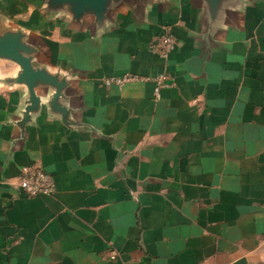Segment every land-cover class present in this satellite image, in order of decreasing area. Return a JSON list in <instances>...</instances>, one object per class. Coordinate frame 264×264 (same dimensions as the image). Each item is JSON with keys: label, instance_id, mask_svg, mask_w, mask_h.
<instances>
[{"label": "crops", "instance_id": "0c3cea01", "mask_svg": "<svg viewBox=\"0 0 264 264\" xmlns=\"http://www.w3.org/2000/svg\"><path fill=\"white\" fill-rule=\"evenodd\" d=\"M72 6L0 0V34L67 79L63 110L38 81L24 120L21 69L0 57V264H264V0ZM164 30L178 43L161 57ZM37 163L50 195L12 185Z\"/></svg>", "mask_w": 264, "mask_h": 264}, {"label": "water", "instance_id": "95a60500", "mask_svg": "<svg viewBox=\"0 0 264 264\" xmlns=\"http://www.w3.org/2000/svg\"><path fill=\"white\" fill-rule=\"evenodd\" d=\"M65 1V0H55ZM71 1L73 6L70 8L75 17H80L86 10H93L100 14L105 7L106 0H66ZM30 3V2H27ZM7 11V7H3L2 12ZM0 57L9 59L17 63L21 69L18 77L19 82H24L27 85L29 98L27 99L23 109V119L28 120L35 112L40 97L35 92V86L38 81L50 85V90L47 92L46 104L50 109H61L64 107L61 101L64 97V87L67 84V79L64 76L49 75L44 70L35 69L31 63V56L28 48L21 43L18 34L5 33L0 34ZM41 166L40 164H36ZM120 165V161L118 162ZM23 166L20 168L22 169ZM17 186L16 184H12Z\"/></svg>", "mask_w": 264, "mask_h": 264}, {"label": "built area", "instance_id": "2783aa9c", "mask_svg": "<svg viewBox=\"0 0 264 264\" xmlns=\"http://www.w3.org/2000/svg\"><path fill=\"white\" fill-rule=\"evenodd\" d=\"M176 37L167 30L161 31L153 36L148 42V48L155 54L161 57H166L172 52L177 45ZM130 76L122 77H106L105 84L115 83L121 86ZM165 75L159 74L156 79L154 87V94H158V90L165 84ZM16 185L26 193L28 196L50 195L56 190V183L50 173H48L42 166L36 164L25 165L21 169V173L17 178Z\"/></svg>", "mask_w": 264, "mask_h": 264}]
</instances>
